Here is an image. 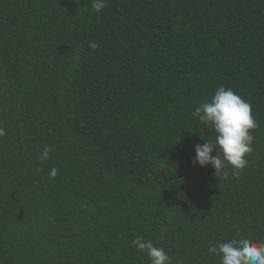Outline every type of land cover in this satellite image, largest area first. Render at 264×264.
Instances as JSON below:
<instances>
[{"label": "trees", "instance_id": "16d2710c", "mask_svg": "<svg viewBox=\"0 0 264 264\" xmlns=\"http://www.w3.org/2000/svg\"><path fill=\"white\" fill-rule=\"evenodd\" d=\"M221 86L257 125L239 175L193 162ZM0 129V264H220L264 242V0H0Z\"/></svg>", "mask_w": 264, "mask_h": 264}, {"label": "clouds", "instance_id": "9594fccd", "mask_svg": "<svg viewBox=\"0 0 264 264\" xmlns=\"http://www.w3.org/2000/svg\"><path fill=\"white\" fill-rule=\"evenodd\" d=\"M105 7V0H92V9L100 13ZM194 115L202 124H206L215 132L214 140H207L195 146L194 164L200 167L211 165L216 174L230 165L235 175H239L247 166L246 157L252 151L256 121L251 105L233 90L219 87L210 101L196 107ZM4 135L0 129V136ZM49 148H45L40 159L49 158ZM216 153L213 155V153ZM58 170L52 168L50 178L57 176ZM133 245L142 253H146L151 264H171L170 257L161 247L142 237L133 240ZM208 252L219 258L220 264H264V242L250 237L231 239L212 246Z\"/></svg>", "mask_w": 264, "mask_h": 264}]
</instances>
